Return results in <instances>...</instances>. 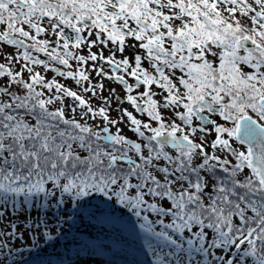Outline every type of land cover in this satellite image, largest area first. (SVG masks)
<instances>
[{
	"label": "snow or ice",
	"instance_id": "obj_1",
	"mask_svg": "<svg viewBox=\"0 0 264 264\" xmlns=\"http://www.w3.org/2000/svg\"><path fill=\"white\" fill-rule=\"evenodd\" d=\"M61 241L264 264V0H0V264Z\"/></svg>",
	"mask_w": 264,
	"mask_h": 264
},
{
	"label": "trees",
	"instance_id": "obj_2",
	"mask_svg": "<svg viewBox=\"0 0 264 264\" xmlns=\"http://www.w3.org/2000/svg\"><path fill=\"white\" fill-rule=\"evenodd\" d=\"M117 214L119 215V213ZM96 237H99V240L104 243H110L108 232L101 233L97 231V228L94 227L81 228L79 234V238L81 240L87 241L89 239ZM62 245H63V241H61V246L59 247L56 248L45 247V251L40 255H35L36 250L28 247H24L21 249L24 255L22 257H18V259H20L22 262H26V264H47V261L49 260L53 262L58 261L60 256H63L65 259L71 257L72 260L76 258L74 250L71 252L66 251ZM29 253H33V255H29Z\"/></svg>",
	"mask_w": 264,
	"mask_h": 264
},
{
	"label": "rangeland",
	"instance_id": "obj_3",
	"mask_svg": "<svg viewBox=\"0 0 264 264\" xmlns=\"http://www.w3.org/2000/svg\"><path fill=\"white\" fill-rule=\"evenodd\" d=\"M113 251H117V249L114 247ZM97 253H101L102 256L105 255V259H104V262H102V264H106V262L109 261L108 257H110V260L113 261V264H124V261L121 258L122 254H121V256L113 257L112 252H109L107 250H100ZM82 256L83 257H82V259H80L79 262H82V264H89V261L86 263L87 255L85 252H83ZM129 259H131V257H129ZM73 261H74V259H73ZM94 263L100 264V263H96V262L92 261V264H94Z\"/></svg>",
	"mask_w": 264,
	"mask_h": 264
},
{
	"label": "bare ground",
	"instance_id": "obj_4",
	"mask_svg": "<svg viewBox=\"0 0 264 264\" xmlns=\"http://www.w3.org/2000/svg\"><path fill=\"white\" fill-rule=\"evenodd\" d=\"M86 255H87L86 263L89 261V264H92V261L102 264V262H104V259H105V255L102 256L101 253H96V255L94 256H89L87 253ZM77 264H82V262L78 261Z\"/></svg>",
	"mask_w": 264,
	"mask_h": 264
}]
</instances>
